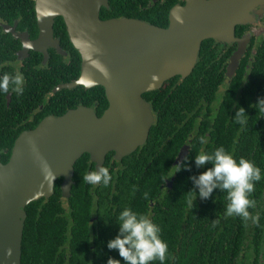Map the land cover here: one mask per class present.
I'll return each mask as SVG.
<instances>
[{
  "label": "trees",
  "instance_id": "16d2710c",
  "mask_svg": "<svg viewBox=\"0 0 264 264\" xmlns=\"http://www.w3.org/2000/svg\"><path fill=\"white\" fill-rule=\"evenodd\" d=\"M122 2L123 0H110L109 7H102L101 16L137 17L161 26L169 23V6L141 7ZM0 18H19L20 28H27L32 36L38 32L34 0H0ZM54 31L61 38L63 48L69 52V58L51 49L49 61L44 65L42 53L31 51L30 56L24 60L23 70L27 75V83L23 85L22 92L13 93L9 107L5 106L6 93L12 89V85H9L7 92L0 90V148L10 146L17 134L15 131L13 135H9V128L1 129L2 124L12 120L20 121L26 114L36 111V120L29 124L32 127L46 114L64 113L68 107L76 106L79 102L90 104L98 101L100 112L108 105L105 89L101 85L89 89L77 85L53 93L56 84L77 77L81 69V55L69 39L62 16L56 17ZM3 33L0 28V74H11L15 69L10 63L16 59L15 50L19 41L10 34ZM209 41L205 39L202 42L198 61L187 77L175 75L167 79L160 88L144 93L147 99L152 100L158 112L148 140L142 147L149 149L153 140H157V155L153 157L152 163L144 169V166L130 162L115 173L119 176L144 177L130 182L136 184V187L119 189L120 196L126 199L125 206L144 214L150 199L156 202L153 222L160 228V237L167 242V252L163 261L156 259L149 264H200V247L204 246L207 239H217L221 233L215 208H219L227 199L226 190L214 188L208 198L201 199L197 194L193 204L190 206L188 203L194 195L189 190H195L189 177L203 171L205 165L197 167L194 164L195 154L200 151L210 153L220 145L228 151L236 143V158L243 156L252 160L260 172L263 170L264 175V113L262 117L258 113L253 114L254 111L260 113L259 106L254 105V98L259 92L264 93V43L259 45L258 52L252 59L247 56L242 58L237 74L230 80L223 98L218 100L219 86L223 81L220 74L222 67L216 55L208 50ZM217 101L218 107L214 108ZM238 107L245 109L246 113H242L246 118L244 124H240L233 116ZM213 109V121L210 122L206 114ZM201 135L207 138L203 144L198 140ZM184 143L191 145L187 159L183 161L188 167L175 171L172 160ZM144 151L142 150L143 155ZM136 158L141 157L135 152L125 159ZM88 159L89 153L85 152L74 165L75 183L70 197V201L79 198L83 209H86L92 184L85 182L82 177L86 172L94 170H90ZM173 173L176 176L172 189L161 192L160 184L164 176ZM258 181L253 183L254 188L258 186L260 191L262 185ZM261 181H264V176ZM60 182L61 179H57L54 193L48 199L33 200L26 206L21 264H106L109 256L125 264L115 248L107 247L106 257V241L117 234L115 229H111L107 237L100 233L91 248L89 236L78 225L70 238V257L60 252L62 223L57 216V209L60 208L58 200L61 197ZM186 207L189 208L190 226L183 228ZM111 221L113 223L114 219ZM93 249L100 250V253L92 255Z\"/></svg>",
  "mask_w": 264,
  "mask_h": 264
},
{
  "label": "water",
  "instance_id": "95a60500",
  "mask_svg": "<svg viewBox=\"0 0 264 264\" xmlns=\"http://www.w3.org/2000/svg\"><path fill=\"white\" fill-rule=\"evenodd\" d=\"M109 4V0H35L36 37L5 25L22 40L21 58L34 49L43 53L46 63L50 47L67 54L54 34L55 19L62 16L81 55V69L77 78L59 83L54 91L101 85L109 104L101 115L84 105L46 115L16 137L8 161H0V264H21L27 204L52 195L59 177H63L62 195L69 197L74 165L83 153L88 152L98 168L108 151L121 158L146 141L154 115L144 93L175 75L187 77L205 39L238 41L227 66L228 75H234L250 35L236 37V25L254 19L260 0H187L170 9L166 26L137 17L104 18L101 9ZM188 149L185 143L176 163Z\"/></svg>",
  "mask_w": 264,
  "mask_h": 264
},
{
  "label": "flooded vegetation",
  "instance_id": "af4514ba",
  "mask_svg": "<svg viewBox=\"0 0 264 264\" xmlns=\"http://www.w3.org/2000/svg\"><path fill=\"white\" fill-rule=\"evenodd\" d=\"M109 3H110V0H109ZM122 3L137 5L141 7L152 6V5H163V6H169L171 9L175 5H181V6L185 5L187 3V0H123ZM256 7L259 12L255 13L256 16L254 17L252 21H249L246 23H239L236 25V29H235L236 37L240 38L247 34H250L249 41L246 45V49L244 51L243 56L240 59V62L244 56H247L248 58L252 59L253 56L258 52L259 45L264 43V0H260V4L256 5ZM170 9H169V12H170ZM168 17H169V14H168ZM5 25H8L9 27L13 26L18 32L27 31L29 33L30 38L36 37L38 35V32L36 35L32 36L30 31L27 28H20L19 18H12V19L0 18V28L2 32H4L3 34L5 33L10 34L12 38H15L19 41V46L15 50L16 59L13 60L10 64L14 67L15 69L14 72L16 70H19L21 73H23V77H24L23 85H25L27 83V75L25 74L23 70L24 60L30 56L31 51H37V50L30 49L29 54L26 57L21 58L20 55H18V51L23 46L22 40L20 37L14 36L12 31L6 29ZM37 27H38V23H37ZM54 34H55V31H54ZM56 37H59V36H56ZM3 38L4 36L2 37V39ZM207 39L210 40L207 44L208 50H210L216 55V57L220 61V66L222 67L220 74H222L223 76V81L221 82L219 86V91H218V100H221L225 94L226 89L229 86L230 80L232 79V77H234L237 74L238 68L240 66V62H239V65L234 75L232 77L228 75L227 66L229 63V58L238 49V41L237 40H233V41H225V40L219 41L218 40L216 41L214 38H207ZM60 43H61V38H60ZM51 49H55V48L53 47L49 48V58H50ZM64 50L67 52V54H62V53H59L57 50L56 51L59 54L64 55L66 58H69V52L66 49ZM43 59H44V56L42 58V62H43ZM48 61L49 59L47 60L46 63L43 62V64L46 65ZM248 66L249 64H247V67ZM75 78L71 80H74ZM64 82H68V81H64ZM59 83H62V82H59ZM58 84H56L55 86H57ZM79 85H82V84H79ZM55 86L53 87V93H56L57 91L62 89L61 88L57 91H54ZM63 88H69V87H63ZM85 88L89 89L87 87ZM14 92L16 91L14 90L12 86V89H10L6 93V104H5L6 107L10 106V101H11V98ZM49 95L50 94H47V96ZM258 97H264V93L262 92L258 93V95L253 100L254 105H256ZM147 100L150 102V108L154 115V120L152 123L153 125L157 120L158 112L152 100H149V99ZM79 105L93 107L98 115H101L103 111L108 107L107 105L100 112L98 110V106H99L98 101H94L90 104L79 102L78 104H76V106L68 107L65 111H67L70 108L77 107ZM40 107L43 108V105H41ZM213 107L214 108L218 107V101ZM212 111H214V109L208 112V114H206L207 120L210 122L213 121ZM34 112L30 114H26V116L21 117L20 121L17 120L16 122H14L12 120V122H9L7 124H2L1 129L7 128V127L9 128V132H10L8 133L9 135H13L15 131L17 132V134L10 146L6 145L3 148H0V161L1 162L8 161L10 154L12 152L14 141L16 137L20 134V132L26 129H30L34 127L37 123H39L40 120L34 126L32 127L29 126L32 120L33 121L36 120V115ZM256 113H258L259 117H262L263 115L261 112L260 113L256 111L253 112V114H256ZM49 114H54V113L50 112L46 115H49ZM54 115H60V114H54ZM4 134H7V133H4ZM148 137L143 144L138 145L133 151L123 155L121 158L117 157L116 152L114 150H110L107 152L102 167L106 166L108 168L111 174V180L107 185H104L103 183H97V184L91 185L90 195L87 201L86 209L82 208L81 201L79 198H77L75 201H70V197L72 196V193L69 197H65L62 195V192H61V197L58 200V204L60 208L57 209L58 219H60V222L62 223V227L60 229L61 232H60L59 246H60V252H64L66 257H70V253H69V249L71 247L70 238L73 235L74 230L78 225L81 227V230H83L89 236L90 242H91L90 244L91 248L94 247L93 243L96 238L100 237V233H102L105 237H107L110 234L111 229H115V230L118 229V223L116 221V217L118 216L119 211L125 207V201H126L124 197L120 196L121 194L120 190H123L125 187L126 188L136 187V184H131L130 182L133 180L135 181L142 180L144 177L142 175H139V176L138 175H135V176L121 175L119 176L118 174H115V173H117L123 165L130 164V162L140 167L144 166L145 167L144 169H146V165L152 163L153 157L157 155L158 142L156 139H154L149 149H147L148 147L142 148L146 144ZM184 144L180 146L178 152L176 153L174 159L172 160V165L176 164L175 159L178 153L180 152L181 147ZM190 147L191 145L189 144V149L187 153L185 154V156L183 157V159L181 160L182 163L185 157L187 156V154L189 153ZM231 147L232 148L229 149L228 152H230L236 158L237 144L233 143ZM142 150H145L144 155L142 154ZM135 152L139 153L141 158H136L135 160L125 159V158H128L129 156H132ZM250 161L254 164L252 160ZM88 162L91 165L90 170L93 168L95 170L96 163L92 159L90 154H89ZM208 165H210V162L206 161L203 170L206 167H208ZM74 173H75V168H74ZM175 176L176 175L174 173L168 176H164L163 181L160 184V188L162 190L161 192L167 191L168 189H172L174 185ZM262 176H264L263 170L260 172V179L258 181L262 185L260 191H258V186H257L254 188V190L251 193H248L249 198L254 201V205L248 208L249 216L247 218H244L236 214L225 216L224 211H225V206L228 202L227 199L222 202L219 208L217 207L215 208V211H216L215 215H216L217 221L220 222L219 225H220L221 233L219 234V237L217 239L213 237L210 239H207L205 241L204 246L202 245L200 247L199 256L202 259V262L200 264H264V181H261ZM58 179H61V182H62L63 177H59ZM73 179H74V175H73ZM120 179H122V181ZM61 182H60V187H61ZM74 183H75V180H74ZM187 186L188 184H186V187ZM49 197H41L40 199L42 198L48 199ZM155 204H156L155 200L150 199L149 204L145 206V211H144V214L147 215L152 220H153V215L155 214V211H154ZM188 209L189 208L186 207V210L183 216V220H182L183 228H188L190 226V216H189ZM253 217H255L254 222L252 219ZM26 218H27V215H26ZM112 218L114 219L113 223L111 221ZM201 241H203V239H201ZM105 250H106V257H107V252H108L107 246ZM96 253H100V250L96 251L93 249L92 255H95ZM21 262H22V259H21Z\"/></svg>",
  "mask_w": 264,
  "mask_h": 264
},
{
  "label": "clouds",
  "instance_id": "9594fccd",
  "mask_svg": "<svg viewBox=\"0 0 264 264\" xmlns=\"http://www.w3.org/2000/svg\"><path fill=\"white\" fill-rule=\"evenodd\" d=\"M23 82V73L19 70L11 74L7 72L0 74V90L4 92L9 90L10 84L16 92H22ZM256 104L259 106V111L264 113V97H258ZM242 113H246L245 109L238 107L233 115L240 124H244L246 119ZM206 139L203 135L198 137L201 144L205 143ZM193 161L197 167L204 165L206 161L210 162V166L189 177L195 185V190H189L194 193L188 201L189 205L193 204L197 194L201 199H206L213 189L218 187L226 190L228 202L224 215L236 214L247 218L248 208L254 205L248 193L254 190L253 181L260 179L259 168L243 156L235 158L222 145L217 146L210 153L200 151L194 155ZM181 167L188 165L177 162L175 171L180 170ZM82 179L90 184L107 185L111 180V174L108 168L101 166L86 172ZM252 219L254 222L255 217ZM116 221L117 234L106 241V246L117 249L125 264H149L152 260L165 259L167 242L160 237L159 226L147 215L125 206L119 211ZM215 222L213 219V223ZM106 264H121V261L109 256Z\"/></svg>",
  "mask_w": 264,
  "mask_h": 264
}]
</instances>
